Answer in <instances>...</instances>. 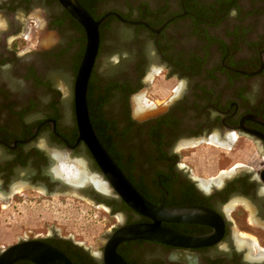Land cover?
Returning <instances> with one entry per match:
<instances>
[{
	"label": "flooded vegetation",
	"instance_id": "flooded-vegetation-1",
	"mask_svg": "<svg viewBox=\"0 0 264 264\" xmlns=\"http://www.w3.org/2000/svg\"><path fill=\"white\" fill-rule=\"evenodd\" d=\"M75 1L93 21L106 15L85 100L99 144L150 204L205 208L222 225L208 246L136 240L116 253L126 264H264V0ZM0 21V201L8 208L56 195L103 211L114 223L94 253L52 227L33 225L39 231L23 238L58 248L73 264H103V241L116 226L150 221L106 185L84 144H74L73 84L84 31L56 0H0ZM39 31L41 44L29 47ZM212 140L259 161L179 163V151ZM64 157L84 164V183L56 173L64 172L58 167ZM188 167L228 171L218 184L204 185ZM161 226L186 237L213 232L204 223Z\"/></svg>",
	"mask_w": 264,
	"mask_h": 264
},
{
	"label": "water",
	"instance_id": "water-1",
	"mask_svg": "<svg viewBox=\"0 0 264 264\" xmlns=\"http://www.w3.org/2000/svg\"><path fill=\"white\" fill-rule=\"evenodd\" d=\"M56 1L83 29L85 34L84 50L73 84L74 115L77 129L74 144L78 142L84 144L100 174L105 179L106 185L130 210L150 221L149 223L116 226L103 241L100 256L102 263L126 264L116 253V248L129 241L142 240L186 248L216 243L221 236L222 225L221 220L213 212L197 206L164 208L150 204L136 192L99 144L87 117L85 100L87 81L98 47L97 27L106 15L97 21H93L75 0ZM52 131L54 133L53 126ZM180 222L209 224L213 227V232L201 237H186L161 226V223ZM21 261L31 264H73L58 248L34 239H20L0 250V264H15Z\"/></svg>",
	"mask_w": 264,
	"mask_h": 264
},
{
	"label": "rangeland",
	"instance_id": "rangeland-1",
	"mask_svg": "<svg viewBox=\"0 0 264 264\" xmlns=\"http://www.w3.org/2000/svg\"><path fill=\"white\" fill-rule=\"evenodd\" d=\"M1 24L2 22L0 21V25ZM27 24V22H24V25ZM25 32L26 31L23 30L22 33L25 34ZM42 33L44 32L39 31L37 37L33 38L28 46L41 44L40 37ZM45 40L47 39L43 36L41 41L45 43ZM26 48V45L19 46L20 50ZM57 87L62 96H64L65 91L60 81L57 82ZM156 87L160 89L162 88V84L159 83ZM145 98L151 100L148 97ZM209 143L211 145L200 143L196 148H187L179 151L177 153L179 163L192 165H226L229 162L245 163L259 161L257 155L248 154V152L245 154L244 150H241L240 154L235 153L233 155V152L229 151L231 145L229 147L210 141ZM237 148H239V146H237ZM59 163L60 166L58 167H64V171L66 172L71 173V171H73L72 173L75 174L80 170L66 157L60 160ZM59 163L57 162L56 165H59ZM188 169L190 176L195 179L203 180L206 183L208 182L207 180L211 179H215V182H217L218 179H221L228 171L227 167H188ZM70 176H72V174H70ZM66 192L69 191L67 190ZM26 199L24 203H18V201L15 200V204L10 203L8 208L6 207V202L0 201V250L13 244L17 240L27 238L30 235L32 236L33 233L39 231L37 228H29L34 225L40 227V229H49L52 227L60 234L65 237H70L74 242L82 244L89 248L91 253H94L97 244L102 242L103 236L114 223V220L109 219L103 211L94 209L90 205L71 197L42 195L40 196L41 201L38 204H34L33 199H30V201L28 200L29 198ZM252 236L259 239L257 235ZM251 241L252 245L255 246V240L252 239ZM259 244L264 248V236L261 237Z\"/></svg>",
	"mask_w": 264,
	"mask_h": 264
},
{
	"label": "bare ground",
	"instance_id": "bare-ground-1",
	"mask_svg": "<svg viewBox=\"0 0 264 264\" xmlns=\"http://www.w3.org/2000/svg\"><path fill=\"white\" fill-rule=\"evenodd\" d=\"M137 106H138V103H137ZM216 140V139H215ZM215 140H212V142L213 143H217V144H221V143H219L218 141H215ZM74 165H76L80 170L79 171H77L75 174H73L72 173V171H71V173H69V172H66V171H62V169H57V171H56V173L58 174V175H64L67 179H69L70 180V182L71 183H73L74 185H81L82 183H84V181L86 180L85 178H86V175H85V172H84V170H83V167H84V164L80 161H78L76 164H74ZM63 172V173H62ZM70 174H72V176H70ZM90 178V177H89ZM96 178V177H95ZM88 179V178H87ZM98 179V178H97ZM221 179L219 178L218 179V181H217V183H215V184H218L219 183V181H220ZM92 182L95 184V186L98 188V189H100V190H102V191H106L105 190V185L103 184V183H100L99 182V180H93L92 179ZM221 182V181H220ZM208 183L209 182H205L204 183V185H208ZM107 188V187H106Z\"/></svg>",
	"mask_w": 264,
	"mask_h": 264
},
{
	"label": "trees",
	"instance_id": "trees-1",
	"mask_svg": "<svg viewBox=\"0 0 264 264\" xmlns=\"http://www.w3.org/2000/svg\"><path fill=\"white\" fill-rule=\"evenodd\" d=\"M16 264H18V263H16Z\"/></svg>",
	"mask_w": 264,
	"mask_h": 264
}]
</instances>
